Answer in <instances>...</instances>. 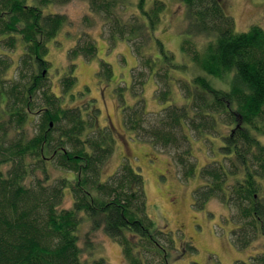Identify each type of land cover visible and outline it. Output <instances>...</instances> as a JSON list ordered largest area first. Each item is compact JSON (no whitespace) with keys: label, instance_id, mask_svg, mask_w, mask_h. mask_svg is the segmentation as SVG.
<instances>
[{"label":"trees","instance_id":"trees-1","mask_svg":"<svg viewBox=\"0 0 264 264\" xmlns=\"http://www.w3.org/2000/svg\"><path fill=\"white\" fill-rule=\"evenodd\" d=\"M70 1L0 0V264H107L93 258L91 235L98 230L119 245L126 264H169L177 248L170 232L146 213L142 175L125 158L102 178L116 140L111 128L98 124L99 109L86 112L87 107L62 104L76 83L74 59L95 56L88 33L79 36L84 44L77 41L68 50L60 95L47 83L46 45L67 22L50 7ZM178 1L185 20L180 50L192 73L154 36L165 10L161 0L149 7L146 0H87L107 40L128 42L148 68L146 77L174 83L184 100L171 103V89L159 87L157 101L170 104L148 112L139 96L143 80H135L136 101L122 107L125 129L138 142L172 152L185 178L196 171L192 140L209 142L212 156L199 170L202 184L193 191V207L219 201L230 211L231 243L246 249L264 237V29L254 25L237 32L223 0ZM133 7L136 13L129 10ZM81 23L90 27L94 18L86 15ZM19 45L9 76L10 52ZM101 67L109 73L108 64ZM136 75L143 77L140 71ZM207 76L218 81L217 87ZM51 169L62 174L53 178ZM66 190L72 197L67 208L62 207ZM85 222L89 229L82 247ZM180 250L182 256L196 252L190 242ZM250 262L264 264V253Z\"/></svg>","mask_w":264,"mask_h":264},{"label":"rangeland","instance_id":"rangeland-1","mask_svg":"<svg viewBox=\"0 0 264 264\" xmlns=\"http://www.w3.org/2000/svg\"><path fill=\"white\" fill-rule=\"evenodd\" d=\"M152 1L146 0V7H149ZM161 1L165 4V10L154 36L173 54L177 63H184L188 65L190 72H195L192 70L194 68L191 62L180 50L182 32L185 29L184 7L178 0ZM27 3L34 4V0H27ZM223 3L234 19L237 32L247 31L254 25L264 29L263 0H223ZM50 10L67 18L66 24L56 38L46 45V61L49 63L46 77L50 90L55 95H60L59 80L66 71L68 50L77 41L81 45L84 44L79 36L85 32L88 33L95 46V56L89 59L82 56L74 59L76 83L67 93L62 104L69 108L87 107L86 112H91L93 107L99 109L98 124L111 128L116 140L114 152L104 167L102 178L114 173L125 158L142 175L146 213L158 228L170 232L177 248L171 252L168 263L251 264V256L264 253V237L260 236L246 249H237L230 240L229 234L233 225L227 221L230 211L224 205L213 199L200 210L193 207V191L202 184L199 170L211 160L212 156L209 142L194 140L193 136L191 151L196 158V171L191 178H185L183 174L185 169L176 163L172 152L136 141L132 133L127 131L123 125L122 107L133 105L137 97L131 88L132 82L143 80V88L139 96L143 99L148 112H159L170 104H161L157 101L155 93L159 87H165L166 90L171 89L173 93L171 103L177 105L184 103L176 85L174 83L171 86L164 84L163 77H160L158 82L152 76L146 77L148 68L142 65V59L125 40L108 41L102 30L100 17L89 12L87 0H71L61 6H52ZM129 10L137 12L134 7ZM45 11L49 12V8H45ZM86 15L94 18V24L90 27H84L81 23ZM122 16L123 19L126 18L125 14ZM195 41L201 40L195 39ZM21 51L19 45L10 52L13 64L7 73L9 76L14 74V67ZM101 63L110 66L109 73L101 67ZM138 71L143 75L140 79L136 75ZM133 74L135 75L134 80L132 79ZM190 74L187 73L186 76ZM172 75L174 79L179 77L177 72ZM207 77L217 87L218 81ZM139 87L138 85L135 89ZM29 132H33V127L29 128ZM189 134L195 135V132L189 131ZM261 140L264 143V137H261ZM52 170L53 178L62 174ZM71 203L70 191L66 190L62 207H70ZM80 229V245L83 247L84 233L89 229V223L85 222ZM91 241L95 247L94 259L104 258L107 264H126L119 245L101 230L91 235ZM185 242L192 243L196 252L185 253L182 256L180 246H184ZM87 255L84 253L83 257ZM147 255L148 260L153 258L150 253Z\"/></svg>","mask_w":264,"mask_h":264}]
</instances>
